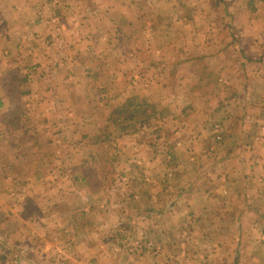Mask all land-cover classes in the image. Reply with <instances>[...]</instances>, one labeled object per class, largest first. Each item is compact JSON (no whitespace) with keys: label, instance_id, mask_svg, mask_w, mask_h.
<instances>
[{"label":"crops","instance_id":"crops-1","mask_svg":"<svg viewBox=\"0 0 264 264\" xmlns=\"http://www.w3.org/2000/svg\"><path fill=\"white\" fill-rule=\"evenodd\" d=\"M121 107L132 119L118 139L136 172L124 185L123 166L107 174L114 186L93 190L88 180L102 175L88 165L103 158ZM226 111L220 144L211 126ZM158 126L155 149L146 136ZM26 131L37 134L35 152L51 147L56 168L24 156L16 137ZM0 155V194L26 199L0 198L1 247L13 264H34L31 228L39 237L54 225L71 242L67 264H264V0H0ZM162 170L177 184H159ZM69 195L105 198L104 231L117 218L161 243L132 253L122 236L104 246L107 234L79 221L90 202L81 210ZM180 210L184 224L214 226L216 243L200 257L169 233L151 236Z\"/></svg>","mask_w":264,"mask_h":264},{"label":"rangeland","instance_id":"rangeland-1","mask_svg":"<svg viewBox=\"0 0 264 264\" xmlns=\"http://www.w3.org/2000/svg\"><path fill=\"white\" fill-rule=\"evenodd\" d=\"M163 107L164 106H162L161 108H163ZM227 114H228L227 111L222 113V116L224 118L213 121L212 125L216 121H223L224 127H225V121H226L225 118H227ZM112 117H113V119L109 120L110 124L108 125V128L104 132V136H107L110 140L105 145H102V147H99L100 150L103 152V158L101 160H100V158L99 159L97 158V159L93 160L94 162H92L88 165L89 169H91V170H97L98 169V171L102 175V177H93L92 181L88 180V185L91 188L96 187V184H95L96 181H103V182H105L106 186H110V185L114 186V184H115L114 176H110L107 174H117V176H118L119 173L120 174L122 173L121 171H123L122 170L123 166H124L125 170H127V175L125 176L127 181H124V182H126V183H123L124 185L125 184L127 185V183L129 184L128 176L134 175L136 172L135 166H133L132 163L129 162V160H131L130 159L131 158V151L129 149L124 151L122 148V147H124V143L120 142L121 140L118 139V135H119L118 132L122 131L119 127L120 126L119 124H121L123 122L120 118H117L116 115H114V114H112ZM133 128L134 127H132V129L131 128L130 129L133 130ZM211 129H212L215 141L221 144L225 139L224 136H223V139L221 141L217 140L215 138V132L213 131L212 126H211ZM160 132L161 131H160V128L158 126V127L154 128L153 131L149 132V133H152V138H148L149 135H147L148 133L146 134L147 140H150V142L152 144H155V149H156V147H158V148L163 147V141L160 140L161 139L160 138ZM162 132L165 133V130H162ZM18 134L19 135L16 137V139H18L20 142L25 144V146L23 148L24 156L29 157V158L33 157L34 159L37 158V161L43 163V166H45V170H49V168H52V167L56 168L57 163L49 160L48 155H47V154L51 153V147L50 146H47L44 149L43 155H41L42 152H40V154L38 152H35V147L32 145V141H33V138H35L37 136V134H34L31 131H26V133L19 132ZM47 137L49 138V136H47ZM125 146L128 147V145L126 143H125ZM152 148L154 149V145ZM119 149H120V152L123 153L122 156H118L119 155ZM11 154L13 156L14 152L12 151ZM0 159H6V156L0 155ZM2 163L8 164V161L3 160ZM23 163H25V162H23ZM16 164L17 163L14 162L15 166H16ZM59 164H60L59 168H62L63 166L65 167V162L60 161ZM70 164H71V162H70ZM19 166H18V168H20ZM128 169H129V171H128ZM166 176H167V174L164 173V170L160 171L158 183L161 185H166L168 183H173V181H175L174 183L177 184V179L169 180L168 178H166ZM168 176H170V174H168ZM120 182H123V181H121V179H120ZM145 182L148 183L149 181H145ZM131 183L132 182H130V186H132ZM95 189L96 188H94L93 190H95ZM19 195L16 193L14 196H10V194L5 193V194H0V198L5 199L6 201L12 200L13 202L16 201V199H17V201H16V203H17ZM114 196H115V194H114ZM67 198L70 200L75 199L76 204L79 205L81 210H84L83 208H85V207L88 208L89 202L91 201V200L85 199L86 197H83V196H81V198H79V197H75L74 195H69V196H67ZM25 200L26 199L19 201L18 204H21L22 201H25ZM98 200H104V203H105V198L95 199V202H93V201L90 202V204L92 206V212H90L88 216L84 217V219H82L80 217L79 221L81 220L82 222H84L83 223L84 228L88 232H91V230H92V232H95V231L100 232V230H101V232L103 234H107L108 237H107V241H104V246L108 247V244H110L112 237H113V239L118 238L120 240V238L122 236H124L122 238V240L125 237H129L130 240H128V238H127L126 241H122V240H120V241H122L121 243L123 245H126V249L132 253L137 252V251L144 249V248L151 249L153 247V245H156L155 242L158 244L161 243L160 239L159 240L152 239L154 242L151 244H149V242L148 243L143 242V240H140L139 238H137V235L141 234L139 229L137 228V226H135V225L131 226L132 229L129 228L130 226L129 227L128 226L121 227L119 225L117 218L113 219L111 221V224H108L107 226H105V231H106L105 232L101 227L102 225H99L100 223H98L99 220L102 221L99 212H100V209L102 207L100 205L103 204L100 201L98 202ZM84 202H85V204H84ZM97 202H98V204H97ZM82 204H83V206H81ZM197 214L198 213H194V216L196 217ZM67 215L70 216L69 214H67ZM164 215L162 217H164ZM185 215H186L185 210H180L178 213L174 212L175 217L173 219V223L168 222L167 225L166 224H163V225L159 224V225L153 227V230L151 232V236H155V235L160 236V233H165V232H166V234L169 233L170 236H168V238L169 237L172 238L171 243H172V245H176L177 246L176 248L178 250L181 248V249L187 250L188 254H190V255H198L200 257V255H204L208 251V249L212 248L216 243L215 240L212 239V237L215 236V234L213 233L214 226H212V225L203 226L202 225L203 223L195 225V226H193V224H190L191 226L188 224H184L182 222L185 220L184 219ZM181 218H183V220H181ZM176 220L178 221V223L176 222ZM88 221H90V222L87 224ZM72 226L76 227L73 224H72ZM19 228H20V225H19ZM58 228L59 227L54 225V229L50 230V232H48V234L45 236H39L40 238L35 237V236H37V232L39 231L37 229H40V228L36 227L37 231H35L34 229L31 228V232L36 234V235H34V238L31 239L32 245L31 244L29 246L27 245L29 252H31L33 254L31 257L30 256L28 257V259L31 262H33L34 264H45V263L46 264H57V263L67 264L68 263V261H69L68 258H70L73 255V252H71V250L69 249L71 242H65L63 240V237H60L62 234H66V232H64V230H63L64 227L62 226L61 229H58ZM6 229H7V226L5 224L0 223V236L3 235L2 231L4 232V231H6ZM73 231H75V230L73 229ZM16 238L21 240V239H23V236H18ZM14 243L17 246H20L19 241L18 242L14 241ZM113 247H116V245H113ZM9 250L10 249L2 248L1 247V241H0V264H13V261L15 260V254L14 253L8 254L7 251H9ZM11 250H13V249H11ZM28 250H27V252L24 253L25 256L28 255L27 254ZM203 259L206 261L205 264H215V261H216L213 257H208V258L203 257L202 260Z\"/></svg>","mask_w":264,"mask_h":264},{"label":"built area","instance_id":"built-area-1","mask_svg":"<svg viewBox=\"0 0 264 264\" xmlns=\"http://www.w3.org/2000/svg\"><path fill=\"white\" fill-rule=\"evenodd\" d=\"M213 131L215 132V138L219 141L223 139L225 127L223 121H216L212 125Z\"/></svg>","mask_w":264,"mask_h":264},{"label":"trees","instance_id":"trees-1","mask_svg":"<svg viewBox=\"0 0 264 264\" xmlns=\"http://www.w3.org/2000/svg\"><path fill=\"white\" fill-rule=\"evenodd\" d=\"M127 112H128V109L126 110V109L121 107V108H118L116 110L115 115H116L117 118H120L121 116L124 115L125 116L124 119H121V120H122V122H127L130 119H132V115L128 114Z\"/></svg>","mask_w":264,"mask_h":264}]
</instances>
